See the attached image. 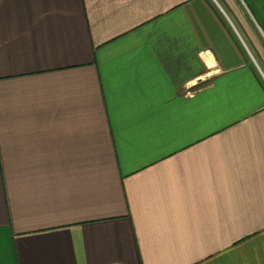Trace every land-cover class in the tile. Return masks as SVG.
Segmentation results:
<instances>
[{
	"label": "crops",
	"instance_id": "0c3cea01",
	"mask_svg": "<svg viewBox=\"0 0 264 264\" xmlns=\"http://www.w3.org/2000/svg\"><path fill=\"white\" fill-rule=\"evenodd\" d=\"M0 264H264V0H0Z\"/></svg>",
	"mask_w": 264,
	"mask_h": 264
}]
</instances>
